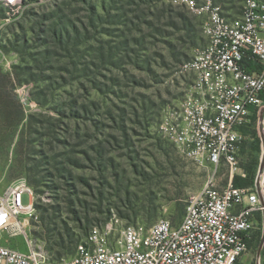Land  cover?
I'll return each mask as SVG.
<instances>
[{"label": "rangeland", "instance_id": "374dc122", "mask_svg": "<svg viewBox=\"0 0 264 264\" xmlns=\"http://www.w3.org/2000/svg\"><path fill=\"white\" fill-rule=\"evenodd\" d=\"M217 4L237 16L243 1ZM204 21L175 0L0 2V196L18 181L34 190L28 233L49 262L113 217L177 226L191 194L228 184V166L215 173L159 132L192 85L182 67L207 43ZM244 135L240 167L257 179L264 112ZM253 237L238 264H264L263 230ZM0 244L28 252L23 235L0 232Z\"/></svg>", "mask_w": 264, "mask_h": 264}, {"label": "built area", "instance_id": "2783aa9c", "mask_svg": "<svg viewBox=\"0 0 264 264\" xmlns=\"http://www.w3.org/2000/svg\"><path fill=\"white\" fill-rule=\"evenodd\" d=\"M7 8H20L22 0H0ZM203 16L206 45L183 65L193 76L185 98L169 108L159 132L181 154L216 171L230 168L228 184L214 181L186 200V214L174 226L160 220L147 227L113 217L92 229L74 256L49 262L36 248L28 228L39 199L25 182L18 181L0 196V232L23 235L24 253L0 244V264H238L248 253L256 231L263 230L264 169L255 185L235 187V176L247 177L239 154L257 112H264V0H243L240 14L229 16L217 0H175ZM251 55L261 71L242 64ZM30 196L24 205L23 196Z\"/></svg>", "mask_w": 264, "mask_h": 264}, {"label": "trees", "instance_id": "16d2710c", "mask_svg": "<svg viewBox=\"0 0 264 264\" xmlns=\"http://www.w3.org/2000/svg\"><path fill=\"white\" fill-rule=\"evenodd\" d=\"M242 64L250 72H257V71H261L262 69V66L257 61H255L251 55L246 57L244 61L242 62ZM10 81L12 83L13 80L11 79ZM15 87H16L15 83H12V91L15 90ZM246 129L247 128H245L244 131ZM255 182H256L255 178L248 179V178H242L241 176L237 175L234 177L233 184L235 187L249 188V187L254 186Z\"/></svg>", "mask_w": 264, "mask_h": 264}, {"label": "water", "instance_id": "95a60500", "mask_svg": "<svg viewBox=\"0 0 264 264\" xmlns=\"http://www.w3.org/2000/svg\"><path fill=\"white\" fill-rule=\"evenodd\" d=\"M263 169H264V162L262 163V166H261V169H260V173L263 171Z\"/></svg>", "mask_w": 264, "mask_h": 264}]
</instances>
